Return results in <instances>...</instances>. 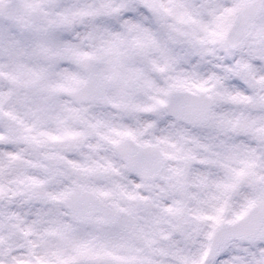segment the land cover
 Listing matches in <instances>:
<instances>
[{"label": "snow or ice", "instance_id": "obj_1", "mask_svg": "<svg viewBox=\"0 0 264 264\" xmlns=\"http://www.w3.org/2000/svg\"><path fill=\"white\" fill-rule=\"evenodd\" d=\"M0 264H264V0H0Z\"/></svg>", "mask_w": 264, "mask_h": 264}]
</instances>
